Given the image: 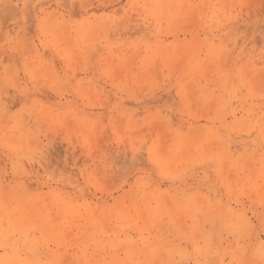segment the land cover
Instances as JSON below:
<instances>
[{"label":"rangeland","instance_id":"1","mask_svg":"<svg viewBox=\"0 0 264 264\" xmlns=\"http://www.w3.org/2000/svg\"><path fill=\"white\" fill-rule=\"evenodd\" d=\"M0 264H264V0H0Z\"/></svg>","mask_w":264,"mask_h":264}]
</instances>
